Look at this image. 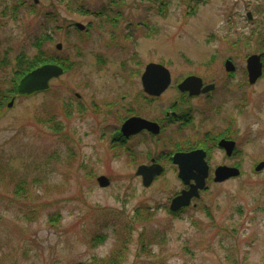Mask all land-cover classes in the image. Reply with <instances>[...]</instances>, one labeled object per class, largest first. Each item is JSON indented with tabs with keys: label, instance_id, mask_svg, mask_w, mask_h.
<instances>
[{
	"label": "rangeland",
	"instance_id": "374dc122",
	"mask_svg": "<svg viewBox=\"0 0 264 264\" xmlns=\"http://www.w3.org/2000/svg\"><path fill=\"white\" fill-rule=\"evenodd\" d=\"M19 1L0 0V60H9L0 66L3 93L14 88L18 57L38 54L37 37L46 55L72 69L49 90L0 107V264H85L117 248L118 264H264V169L254 168L264 161V78L249 88L248 110H239L236 95L228 102L234 136L249 132L246 153L234 159L243 174L210 181L180 215L168 208L183 187L177 171L170 168L150 187L136 175L158 149L141 144L130 156L112 140L128 107L158 116L181 99L172 87L145 107L140 75L147 63L167 66L173 82L195 72L220 83L226 58L240 68L252 54L264 59V0H168L164 13L150 0ZM104 6L113 11H77ZM75 22L92 29L68 27ZM211 124L222 125L217 119L207 129ZM212 160L223 162V153ZM101 175L108 187L99 186ZM102 234L108 239L95 245Z\"/></svg>",
	"mask_w": 264,
	"mask_h": 264
},
{
	"label": "flooded vegetation",
	"instance_id": "af4514ba",
	"mask_svg": "<svg viewBox=\"0 0 264 264\" xmlns=\"http://www.w3.org/2000/svg\"><path fill=\"white\" fill-rule=\"evenodd\" d=\"M113 4H115V6L118 5L116 1L111 2V5ZM112 8V6H104L101 10L104 9V12H106L112 10ZM79 9H81V7ZM79 9L77 11H79ZM101 10H91L87 8L86 11L90 12L86 13L85 10L79 12L85 15H94L98 17L102 16L104 13H101ZM103 15L106 16L105 13ZM107 18H109V15ZM112 20L113 21L111 22L114 23L119 19L114 17ZM70 26L74 27V29L80 33H89L92 29L90 25H88V27L77 22L70 23L68 27ZM62 47L63 45L61 43L57 44L58 50H61ZM249 57L250 56L246 59L245 67H241L242 69L235 61H233L232 57L226 58L224 61L225 73L220 83L216 80L208 81L205 76L195 72L184 75L178 82H173L171 73V84L159 95H154L145 90L143 75L150 62L144 66V70L141 71L140 75L141 85L143 88V92L140 93V98L144 99L143 102L147 104L145 107L151 106L172 87L175 88L181 99L174 101L170 106L162 108L158 116L146 114L141 109H137V106L128 107L126 110L128 115L123 120L121 127L119 128V132L112 134L113 147L116 146L115 148H120L122 150L125 148L124 151L128 152L130 156H134V151L132 152L133 147L141 144L153 145L158 149L157 152L146 154L148 163L139 164L136 170V175L142 166L161 165L164 170L160 176L155 178V180L167 173L170 168L177 171L179 178L180 166L175 163L174 156L177 154H188L196 151L201 152V156L204 154L203 160L208 165L209 172V176L206 179V186L203 190L199 191L200 197L201 193L208 187V183L212 180L215 182L217 169L221 167L236 168L238 169L237 173H239V175L243 174L242 163L235 161L234 159L242 157L246 153V149L242 148V143L244 144L245 141L248 143L249 132H246L244 134L245 136L242 135L240 140L234 136L233 112L232 107L229 108L228 102H230V98L233 95H236L238 98L236 106L239 110L242 113L246 109L248 110V106L251 102L249 100V88L255 87L259 81L264 78L263 68V75L256 81L255 84H251L248 61ZM56 59L61 58L54 57V60ZM228 61L232 62L231 66H233L234 69L232 68L229 70L227 68ZM262 62L264 64L263 55ZM70 71L67 70V73ZM190 77L192 79L187 82L185 88L181 89L180 85ZM56 78L58 77H55L54 79ZM234 82H236V85H233ZM140 107L143 108V104L142 106L140 105ZM131 118H140L156 123L159 130L157 128V130H150L148 128H138V126H134L131 127L130 130H127V134H125L122 131L123 126ZM217 119H220L222 125L220 127H213V124H211L212 127L207 129V123H214V120L217 121ZM195 120L197 123H195ZM187 131H190L189 136L186 134ZM160 144L162 147L158 148ZM216 151L223 153L224 161L215 165L212 158ZM120 155L121 154H119V156ZM135 158L138 159L140 157L137 155ZM261 162L262 161L259 163ZM254 168H256V166ZM193 172L198 173V168H195ZM180 180L182 181L183 187L171 199L168 207H170L172 200L176 196L180 195L184 190H189L192 185L196 183L195 180H190V183L186 184L182 179ZM226 181L227 179L223 182ZM199 198H192L191 204L187 207L180 208L178 213L185 212L186 209L192 205L196 206V201Z\"/></svg>",
	"mask_w": 264,
	"mask_h": 264
},
{
	"label": "water",
	"instance_id": "95a60500",
	"mask_svg": "<svg viewBox=\"0 0 264 264\" xmlns=\"http://www.w3.org/2000/svg\"><path fill=\"white\" fill-rule=\"evenodd\" d=\"M38 3V0H34ZM251 17V14H249ZM81 26V25H80ZM60 46V45H59ZM249 71L250 80L254 83L262 74L263 63L261 61V55L253 54L249 57ZM231 61H228L227 68L234 69ZM64 69L57 64H45L41 67L29 72L18 85V92L20 94H31L35 91L45 90L49 88V82L53 77L60 76ZM192 78H187L180 88L186 87V84ZM143 83L145 90L154 95H159L164 92L171 84V73L168 68L159 63H149L146 67V71L143 75ZM14 100L11 101L9 106H12ZM148 128L150 130H157L156 123H152L140 118H131L123 126V133L127 134V130L131 127ZM157 128V129H156ZM138 130V129H135ZM159 130V129H158ZM135 132V131H134ZM204 154L201 156V152H192L188 154H177L174 156V161L180 166L179 177L186 183H190V180H195V184L189 190H184L180 195L176 196L171 203V210L176 211L183 206H188L191 203L193 197H200L199 190L203 189L206 185V179L209 176L208 165L203 160ZM264 167L262 162L257 170H261ZM198 168V173H194L193 170ZM164 168L161 165L142 166L137 174L143 177V184L145 187H149L156 176L162 174ZM238 169L221 167L217 169L215 174V181L222 182L233 176L239 175ZM98 182L102 187L110 185L108 177L102 175L98 178Z\"/></svg>",
	"mask_w": 264,
	"mask_h": 264
},
{
	"label": "trees",
	"instance_id": "16d2710c",
	"mask_svg": "<svg viewBox=\"0 0 264 264\" xmlns=\"http://www.w3.org/2000/svg\"><path fill=\"white\" fill-rule=\"evenodd\" d=\"M150 1H154V2L158 1L161 3V5L159 7V11H161V13H164L166 11V7L169 3L168 0H150ZM18 5L22 6V5H25V3H23V1L20 0L18 2ZM32 7H33V5H32ZM194 8L196 9V6ZM83 10H84L83 7H81V9H79V11H83ZM88 12H90V11H86V13H88ZM100 12L103 13L104 9H102ZM52 14H53L52 12L47 13V16H50V17H47V18H49V20L53 17ZM44 39H46V41L51 40V38L48 34H45ZM42 43H43V39L41 37L35 38L34 44L39 50H38V54L36 56H34L33 58H31V59L26 58L25 54H22L21 56L18 57V61H17L18 70H16L15 75H14L15 78L13 80L14 88L12 90H7L5 93H3V91L0 89V107L3 108L5 106V102L7 101V99L12 94L17 92V84L19 83L20 79L23 78L28 72L32 71L33 69L37 68L38 66H40L44 63L55 62L54 58L49 57L48 55L45 54L44 50L43 51L41 50L42 49L41 48ZM7 61H9L7 57L0 60V66L7 63ZM56 62L59 64H62L66 70L70 71L72 69L71 64H69L67 61H64L63 59H56ZM148 213H150V212H148ZM1 220H2V217L0 216V223H1ZM49 221H50V224H55L57 222L55 220V216L53 214L51 215ZM115 233L117 234V232H115ZM107 239H108V235L102 234L100 236L94 237L93 241L95 242L94 243L95 245H98V244L104 243ZM123 248L124 247L121 246V249H123ZM121 254H122V251L119 248H117L113 251L111 256H109L107 258H103V259L94 258L92 261L85 263V264H118V260L121 257ZM76 264H84V263L78 262Z\"/></svg>",
	"mask_w": 264,
	"mask_h": 264
}]
</instances>
